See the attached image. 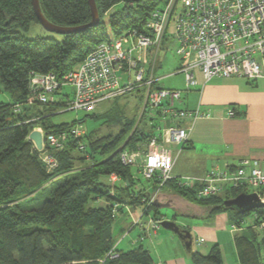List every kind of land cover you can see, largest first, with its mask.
I'll return each instance as SVG.
<instances>
[{"label":"trees","instance_id":"obj_1","mask_svg":"<svg viewBox=\"0 0 264 264\" xmlns=\"http://www.w3.org/2000/svg\"><path fill=\"white\" fill-rule=\"evenodd\" d=\"M96 2L101 18L98 26L82 33L58 35L60 39H29L24 33L32 25H40L32 1L0 0V85L11 97L10 103H0V264H158L143 246L121 251L114 234L117 213L127 206L136 209L147 197L143 189L135 190L133 168L123 165L121 153L146 152L155 126H150L149 132L145 127L137 129L125 140L131 123L124 122L116 108L112 114H91L105 118L106 123L120 124L118 134L85 132L79 139L70 136L62 150L46 146L42 152L28 139L35 127L49 135L69 131L75 125L52 121L65 110L69 93L57 94L51 104L29 107L32 73H51L63 79L101 43L130 30L145 32L151 13L164 0ZM121 3L125 6L118 9ZM40 4L46 18L59 26H81L92 20L88 0H40ZM113 8L116 11L109 15ZM18 104L23 106L19 113L14 111ZM34 108L36 112L32 113ZM45 152L57 162L56 167L51 169L43 160ZM114 173L119 183L110 182ZM176 182L174 179L169 185L177 186ZM173 189L182 197L191 195V201L200 205H210L211 216L226 209L224 201L242 193L232 189L200 200L194 190ZM103 199L105 205H91ZM233 212L237 222L258 216L236 236L239 264H264V229L259 228L264 223V206L246 213ZM112 250L118 253L117 259L107 258ZM197 257L203 260L201 264H223L219 247L208 257Z\"/></svg>","mask_w":264,"mask_h":264},{"label":"built area","instance_id":"obj_2","mask_svg":"<svg viewBox=\"0 0 264 264\" xmlns=\"http://www.w3.org/2000/svg\"><path fill=\"white\" fill-rule=\"evenodd\" d=\"M172 26L170 49L182 62L176 73L184 74L188 88L196 85V70L202 73L206 83L214 78L264 79V0H164L151 13L145 32L130 30L101 43L63 79L51 73L33 72L31 76L30 103L51 104L57 94L71 87L73 94L65 111L95 113L107 102L142 91L150 121L157 115L170 121L168 127L150 123L159 133L150 136L146 152L123 151L120 156L124 166L135 168L143 179L156 182V191L142 199L144 210L154 206L164 185L175 179L172 177L175 160L169 146L184 147L191 128H186L185 122L195 123L204 117L199 108L190 111L179 107L182 91L158 85L159 57ZM14 111L19 113L20 106L16 105ZM229 116H235L233 109L229 110ZM41 132L44 139L40 152L46 146L62 150L70 136L79 139L85 134L78 128L49 135ZM43 160L51 169L57 166L46 152ZM120 181L117 174L110 176L112 184ZM177 182L181 189L194 190L200 200L234 189L255 196V203L264 206V171L256 160L246 159L233 170L217 168L204 178ZM256 218L254 214L253 221ZM239 222L231 225L233 231H239ZM160 226L161 223H155L152 228L156 231ZM259 228L264 229V223ZM196 243L202 245L204 240ZM118 257L115 250L107 255L110 259Z\"/></svg>","mask_w":264,"mask_h":264},{"label":"rangeland","instance_id":"obj_3","mask_svg":"<svg viewBox=\"0 0 264 264\" xmlns=\"http://www.w3.org/2000/svg\"><path fill=\"white\" fill-rule=\"evenodd\" d=\"M124 6L125 4L121 3L118 5V9H121ZM105 21L107 22V18H105ZM107 29L110 36H113V31L110 29L109 24H107ZM172 30L173 26L169 31L167 40L164 44V48L160 53L159 59L163 67L159 69L158 76L161 79V86H163L164 83L167 86V84L169 83L170 86L174 85L173 87L176 88L177 84L180 82V79L177 78V80L169 82L168 77L179 68V65H181L182 62L176 55L175 51L170 49L172 40L171 35L173 33ZM24 35L29 39H36L40 37L60 39L58 35L45 30L41 25L38 24L32 25L30 29L24 33ZM72 91L73 90L71 89V87H67L64 89L65 93L69 92L70 98H72ZM142 94V92L135 91L133 93L124 95L120 98H117L116 100H112L103 104L101 108L95 113H97V115H101L103 114V112H105V114H112L116 108L119 109L121 111V116L124 122L131 123V131L128 135H126L125 140H128L133 132L137 129L141 130L145 127V130L149 132L148 130L151 128L150 123L152 122L147 116L146 100L145 97L141 96ZM10 102V94L4 91L2 89V86L0 85V103ZM27 104H29V107L33 108L36 103H30L27 99ZM18 105L22 110V104ZM34 112H36L35 108L34 110H32V113ZM59 113L61 114L53 117V123L69 125L75 124L73 128H78L84 132L97 130V133H99L100 136H108L111 134H118L122 130V127L119 126L120 124L114 122L106 123L105 118H95L91 113L67 110H62ZM155 124L161 127L166 126L164 124H160V122H155ZM39 129L42 131L40 127H35L33 130ZM154 129L155 133L158 134L159 131L157 130V128L154 127ZM125 142L126 141L122 142V145ZM89 163L90 162L88 161L87 164ZM77 165L79 166L80 163L78 162ZM133 171L136 174V179L132 178L137 183L134 186L135 189H143L142 194H148L149 192L153 193L156 191L157 185L154 180H145L143 179L141 174L136 172L135 168H133ZM169 182L164 185L160 194L164 189L167 190L170 188L173 192H175V189H173L175 187L177 189H180L178 182H176L177 186H174L172 184L170 186ZM189 198L192 199L191 195L189 196ZM105 203L106 200L103 199L98 201L97 203L92 202L91 205L98 207L105 205ZM172 205H174V203L167 204L164 207L160 208L157 207L152 210L151 208L144 210L143 204L141 202L136 209L130 206L124 207V211L117 213L116 222L114 224V234L116 236L117 246L119 247V249L123 252H128L136 249L137 247L143 246L152 254L156 262L165 263L170 259H177L178 261H185V264H201L203 260L199 259V257L197 256L201 255L203 257H208L215 247H219L221 255L224 254L223 256H225V264H238L234 242V237H236L237 234H232L236 232L233 231L230 226L232 225L231 223L234 224L237 222L234 221L235 214L232 210H229L224 206L226 209L213 213L211 218L199 219L194 217L193 215L184 213V209H182V207L180 211H176L172 208ZM246 212L248 211H245L244 213ZM193 213L195 212H190V214ZM155 214H157L158 218H155ZM244 218L240 219L239 230H241V227L245 222ZM164 221L175 222L181 230L190 232L193 239L192 252H189L186 247L185 241L178 234L166 230L162 227V222ZM135 222L140 223L137 225L135 224ZM155 223H161V226L156 231H154V229L152 228V225L154 226ZM200 239L204 240V243L202 245H198L196 243V241Z\"/></svg>","mask_w":264,"mask_h":264},{"label":"crops","instance_id":"obj_4","mask_svg":"<svg viewBox=\"0 0 264 264\" xmlns=\"http://www.w3.org/2000/svg\"><path fill=\"white\" fill-rule=\"evenodd\" d=\"M181 66L182 64L179 68ZM162 67L160 63L157 75ZM194 75L196 85L189 88L184 74L176 73V70L168 77L169 82L180 79L178 84L175 83L176 88L173 87L174 85L170 86L169 83L167 86L164 83L166 87L161 86L160 82L158 84L163 88L183 92L182 101L179 104L181 109L193 111L199 108L204 114V117L195 123L185 122L184 126L191 128L189 140L184 147L169 146L175 160L172 177L177 180L201 179L217 168L233 170L246 159L259 161L264 171V79L214 78L206 83L200 71L196 70ZM231 109L235 111L233 117L229 116ZM155 122L166 125L164 127L170 125L169 120H163L159 115L152 121L154 124ZM151 133H155V129ZM160 196H162L160 199L162 205L174 203L172 208L176 211H180L182 207L183 212L188 215L199 219L211 218L212 207L210 205H200L191 201L189 197L180 196L170 188L164 189ZM238 198H241V201L229 208L238 213H244L248 209V201L242 193L224 201V204L238 200ZM191 211L195 213L190 214ZM244 220L242 228L250 227L254 223L253 215ZM244 231L245 229H241L236 233H231L238 235ZM235 239L236 237H234V242ZM223 255H221L222 262L225 264ZM237 262L239 264L238 255ZM157 263L185 264V261L170 259L165 263Z\"/></svg>","mask_w":264,"mask_h":264},{"label":"water","instance_id":"obj_5","mask_svg":"<svg viewBox=\"0 0 264 264\" xmlns=\"http://www.w3.org/2000/svg\"><path fill=\"white\" fill-rule=\"evenodd\" d=\"M32 1V6L33 9L36 13V16L38 18V21L40 23V25L47 31L52 32L56 35H69V34H74V33H82L87 31L90 28L96 27L98 26V24L100 23V14H99V10L97 7V2L96 0H88L89 3V7L91 10V16H92V20L88 23V24H84L81 26H75V27H65V26H59L56 25L52 22H50L46 16L44 15L42 8H41V4H40V0H31ZM115 8H113L108 14L111 15L115 12ZM29 139L34 143L35 147L40 151L43 150V133L40 130H33L30 135H29ZM163 196V195H162ZM162 196H158L154 206L155 207H164L165 205H162L160 203V199ZM243 197L247 198V203H248V209L247 211H253L256 208L260 207L259 205H257L255 203L256 197L255 196H245L243 195ZM244 199V198H243ZM239 201H241V198H238V200H234L231 202H227L225 204L226 207H231L232 205H234L235 203H238ZM245 212V211H244ZM162 227L166 230L172 231L176 234H178L184 241L186 244L187 249L189 250V252H192V244H193V239L192 236L190 234L189 231L186 230H181L180 227L172 221H164L162 222Z\"/></svg>","mask_w":264,"mask_h":264}]
</instances>
